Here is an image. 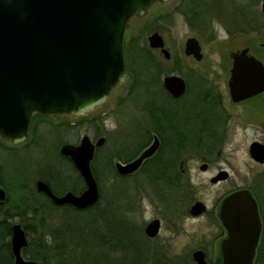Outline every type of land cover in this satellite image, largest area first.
Returning a JSON list of instances; mask_svg holds the SVG:
<instances>
[{"label": "water", "instance_id": "95a60500", "mask_svg": "<svg viewBox=\"0 0 264 264\" xmlns=\"http://www.w3.org/2000/svg\"><path fill=\"white\" fill-rule=\"evenodd\" d=\"M157 1L165 0H0V138L19 143L28 135L33 113L82 115L99 105L126 78L124 32L133 16H143ZM264 17V0L260 3ZM147 45L158 48L165 59L170 52L163 36L156 30L147 37ZM183 53L195 60L203 57L198 39L189 36ZM164 87L173 96L184 91V80L177 74L163 77ZM233 100H240L264 90V63L248 47L233 52L228 81ZM104 136L92 141L83 134L78 142L62 143L58 149L67 156L82 177L85 188L57 194L42 179L34 186L56 205L74 209L92 206L99 197L97 180L91 169L96 147ZM157 138L133 160L115 162L118 173L132 172L157 148ZM261 145L253 142L250 155L262 161ZM205 168L204 164L200 165ZM225 170L210 180L216 182L227 175ZM5 191L0 187V201ZM205 209L201 200L189 208L192 215ZM219 214L227 231L220 245V264H252L260 227L257 206L246 189L226 195ZM159 219L145 225L147 236H155ZM12 264H41L25 258L22 248L28 237L19 222L10 225ZM194 264H208L202 249L191 252Z\"/></svg>", "mask_w": 264, "mask_h": 264}, {"label": "rangeland", "instance_id": "374dc122", "mask_svg": "<svg viewBox=\"0 0 264 264\" xmlns=\"http://www.w3.org/2000/svg\"><path fill=\"white\" fill-rule=\"evenodd\" d=\"M216 1H222L226 11L232 12L233 10V15L237 14L229 0ZM176 2L177 0L156 2L144 16L132 17L127 24L124 40L136 35L145 23L151 24V30H157L162 34L165 46L171 55L169 59H165L158 50H153L160 61H163V68L173 64V57L176 56L182 65H189L197 72L208 74L209 77L216 80L224 75L220 71L218 63L228 62L226 54L228 49L250 45L251 51L257 56L264 55V35L238 33V35L229 36L226 34L227 27L219 25L218 22L215 23L218 29V38L210 42L204 40L201 42L202 60L197 61L184 55L183 44L190 35L182 18L178 13H171V16L168 15V19L159 17V13L162 11L174 10ZM258 5H260V0ZM226 25L235 26V22H227ZM150 32L148 31L146 34ZM206 68L208 71L205 70ZM129 84L130 81L126 78L124 83L112 91L104 102L82 115L56 114L49 115V118L33 119L32 133L19 144L0 140L1 172L9 175L18 170L26 177L17 178L18 180L30 181H33L37 172L42 171H56L58 178H67L68 174L74 177V173L68 168L65 160L56 155L55 145L58 141L76 143L83 134L92 138L99 132L98 129L107 136L106 142L100 148V156L97 160V164L101 165L107 150L125 143V128L132 127L133 115L139 111L140 96L138 99L136 95L131 98L133 94L130 95ZM84 116L87 119H83ZM92 116L97 118L102 116V121H89L88 119ZM125 121L128 125L125 124ZM63 123L67 124L61 126L60 124ZM57 126L58 129L55 128ZM258 135L259 132L255 130L254 126L253 128L238 129L221 157L215 158L213 167L206 172L198 168L201 162L200 158L196 155L190 156L188 162L190 178H181L180 188L168 185L160 179L154 180V178H124L121 180L122 183H126L125 191L130 197V204L125 203L128 199L121 200L123 203L121 209L126 218L130 220V224L122 223V225L128 230L134 228L137 232L140 264H185L187 256L191 259V252L198 247H204L208 260L211 263L215 262L216 256H219L220 245L218 241H212V243L211 238L217 232L216 227L208 223L204 216L189 215L187 208L193 200L192 197L197 196L203 199L206 206L210 208L212 203L227 191L237 187H254L257 184L258 178L247 177V173L253 167L246 152V145ZM217 168L226 169L230 176L218 183H212L209 176ZM101 176L104 177V173ZM103 182L109 192L111 178L106 176ZM157 191L161 194L157 195V199H155L153 193H157ZM108 192L104 193L108 195ZM62 215L65 216V221L71 217L66 212ZM154 217L160 220L158 234L154 239L146 242L139 230Z\"/></svg>", "mask_w": 264, "mask_h": 264}, {"label": "flooded vegetation", "instance_id": "af4514ba", "mask_svg": "<svg viewBox=\"0 0 264 264\" xmlns=\"http://www.w3.org/2000/svg\"><path fill=\"white\" fill-rule=\"evenodd\" d=\"M165 1H160L158 3H163ZM215 1L177 0L174 6V10L169 12L162 11L159 13V17L161 19H168V15L171 16V13H178L182 18L183 23L187 27L189 35L194 36L198 39L201 50V42L203 40L205 42H210L218 38V29L216 28L215 24L216 22H218L219 25H222L225 28L227 27L226 34L229 36L238 35V33L246 35L257 34L256 29H248L247 27H245V25H243V31H239L240 27L236 29L234 25L227 26V22H242L244 17L240 19L241 15H233V10L232 12L226 11V7L221 3L222 1ZM244 5L246 6V12L249 10L248 7H250V9L252 10L249 4V0H245ZM178 6L186 7V9L179 11L177 9ZM252 14L253 17L251 19L254 21L256 20V12L253 11ZM244 16L246 17V14H244ZM209 35L212 36V38H210ZM146 37L147 34L145 35V39ZM243 47H248V53L253 54L256 58L264 63V55L259 57L251 51L250 45H242L236 48L228 49L226 52L228 62L218 63L220 71H222L224 74L218 80L209 77L208 74L197 72L193 69V67H190L189 65H182L181 63H177L175 66H179L182 70V73L179 72L177 74L173 72H161L159 78L152 81H143L140 86L139 111L136 113V115H133L134 119L131 121L132 127L125 128V143L122 146L118 145L112 147V149L110 148L109 150H107L106 155L112 158L113 168L117 173V176H119L120 178H163L165 180V183L168 184L167 181L170 178H190V168L188 166V162L189 157L192 155H196V157L200 158L201 162L199 163L198 168L201 171H209L214 165L213 160L215 158L221 157L237 130L246 127L253 128L254 126L255 130L259 132V135L252 138L246 145V152L253 167V169L249 170V172L247 173V177L258 178L257 184L254 187H237L227 191L223 195H220L217 200L212 203V206L210 208L206 206V203L203 199L197 196H195V198L192 197L193 200L189 204L187 212L189 215L194 217L204 216L206 220H208V223H211L212 226L216 227L217 232L212 236L211 242L218 241L219 245H221L222 241L227 237V231L221 221L219 214L221 202L226 195L232 193L233 191H236L238 189L248 190L257 206L260 223L255 250L256 254L258 248L262 247L264 249V159L262 161H259L252 158L249 148L251 143L257 142L261 145L260 147L264 152V90L240 100H233L229 93L228 81L230 77L232 55L234 51L239 50ZM153 50H158L160 52L158 48ZM188 57L193 58L192 56ZM202 58L200 60H202ZM169 67H172V64H169ZM205 70L208 71L207 68ZM167 74H177L183 78L185 85L184 91L181 95L173 96L164 87L163 77ZM127 121H125L126 125H128ZM179 134L180 136H182L183 142H177ZM99 136H104L105 143L107 136L103 135L102 133H98L90 138L92 141H94ZM198 136H200L199 139ZM155 137L158 141L157 148L149 157L144 158L136 169L125 174H120L117 172L115 168V162L119 161L121 163H126L133 160L141 153L144 148L151 144ZM62 143L66 142H61L60 144H58L56 148V155L59 158L65 160L68 168L74 173V177H72L70 174H68L66 177L82 178L69 158L59 153L58 149ZM104 143L101 146L95 148L94 155L91 160V169L92 163L96 158V154L100 153V148L104 145ZM119 148H122L123 152H126V150L132 151L134 149L135 151L134 153L132 152L133 154L130 153L131 155H129L126 160H120L118 157L113 156L115 154V150ZM178 150H180L181 152V156L179 158ZM201 164L205 165L204 169L200 168ZM155 167H158V169H155ZM222 170H225L227 172V175L224 177V179H219L216 182H212L210 179L220 174ZM112 173L108 172L106 176L109 178H114V174ZM106 176L104 174V177ZM229 176L230 174L226 169L217 168L215 172H213L209 176V180L212 183H218L225 180L226 178H229ZM36 179L41 178H34L32 181L33 186ZM47 184L49 185L48 182ZM0 187H2L5 191L4 199L0 201L3 202L7 198V190L1 185ZM34 189L36 190L35 186ZM68 189L73 191L72 189L67 187L57 194H60ZM38 193L46 197L43 193ZM159 194H161L159 191H157V193H153L155 199H157V195ZM125 199H128L127 201H130L128 193ZM196 200L203 201V203L205 204V209L197 215H192L189 212V208L190 205ZM64 206L70 207L68 205H61L60 207ZM10 221L11 224L14 222H19L21 224V222L17 220L15 214ZM145 225L139 231L145 239L147 238L148 241H150L157 235L152 237L147 236L144 232ZM198 248L204 251L208 264H220V248L219 256H216V260L214 263H211L208 260L206 251L203 249L204 247Z\"/></svg>", "mask_w": 264, "mask_h": 264}, {"label": "trees", "instance_id": "16d2710c", "mask_svg": "<svg viewBox=\"0 0 264 264\" xmlns=\"http://www.w3.org/2000/svg\"><path fill=\"white\" fill-rule=\"evenodd\" d=\"M229 1L235 12L241 15L240 18L244 17L242 22L234 21L236 29L240 27L239 31H243V25H245L248 29H256L257 35H264V18L258 5L259 0H249L252 10L248 7L247 12L244 5L245 0ZM177 9L185 10L186 7L178 6ZM253 11L256 12L254 21L251 19ZM151 27V24L145 23L136 35L130 36L124 41L127 80L130 81L128 87L130 95L133 94L131 98L136 95L137 97H135L138 99L142 82L159 78L161 72L182 73L181 68L175 66L180 63L178 57H173L172 67L163 68V61H160L153 49L148 47L145 35L148 31H152ZM49 117V115L34 113L29 126L30 133L33 131V119ZM84 117L83 119H87L86 116ZM88 120L101 122L102 116L98 118L92 116ZM55 128L58 129V126ZM98 131V133H102L99 129ZM199 138L200 136H198ZM177 142H183L180 134ZM60 143L58 141L55 145L56 154L57 145ZM134 151L135 149L123 152L122 148H119L115 150L113 156L120 160H126ZM99 154H96L92 163L93 174L98 183L99 197L92 206L85 209L56 206L34 189L32 181L18 180L17 178H26L20 171L16 170L5 175L0 170V185L7 190L6 200L0 202V264L13 263L9 236L10 220L14 214L21 222L28 237V246L22 249L23 255L39 260L41 264H140L137 232L134 228L128 230L122 225V223L130 224V220L126 218L121 209L123 208L121 200L126 201L125 197L127 196L126 183L121 182L124 178L117 176L112 158L106 154L102 164H97ZM180 154L181 152L178 150V158L181 156ZM108 172L114 174V178H111L109 192L103 182L104 178L100 177L103 173L107 174ZM36 177L47 181L56 193L67 187L74 192L84 189L82 178H58L56 171L37 172ZM157 179L165 182L163 178L154 180ZM180 180L181 178H170L167 182L168 185L179 187V185L181 186ZM104 192H108V195ZM127 202L130 204V201L125 203L127 204ZM65 212L71 215L67 221L62 215ZM77 220L79 221L77 222ZM145 241L148 242V239L146 238ZM186 259L185 264H192V259L188 256ZM252 264H264V249L262 247L257 249Z\"/></svg>", "mask_w": 264, "mask_h": 264}]
</instances>
